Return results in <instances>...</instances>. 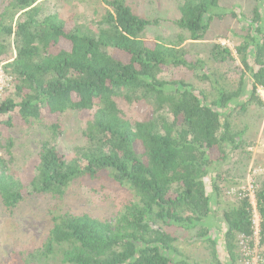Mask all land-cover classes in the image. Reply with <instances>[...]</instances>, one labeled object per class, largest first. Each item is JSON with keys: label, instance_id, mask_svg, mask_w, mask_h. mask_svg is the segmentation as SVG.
Wrapping results in <instances>:
<instances>
[{"label": "trees", "instance_id": "16d2710c", "mask_svg": "<svg viewBox=\"0 0 264 264\" xmlns=\"http://www.w3.org/2000/svg\"><path fill=\"white\" fill-rule=\"evenodd\" d=\"M37 1L7 0L1 14L0 62L13 84L0 103V132L48 120L58 134L62 117L80 111L87 120L86 142L67 159L54 143L42 141L31 175L19 174L11 158L0 156L1 202L11 210L31 195L63 196L84 179H108L133 192L110 219L55 215L37 257L43 264H200L197 258L210 247L212 264H224L220 251L233 262L241 236L254 244V205L236 193V203L222 212L224 234L217 235L212 193L221 191L218 166L242 141L233 115L247 112L251 102L263 103L257 89H264V0H257L237 47L244 68L239 86L223 85L215 99L193 82L162 74L197 66L179 45L205 40L212 23L228 15L220 0L183 2L177 25L189 35L176 45L146 37L157 20L140 16L126 0H104L110 8L90 25L44 14ZM211 56L234 59L220 43ZM248 77V98L238 101ZM121 99L147 103L152 113L132 118ZM255 199L263 243L264 184ZM11 264L30 262L14 256Z\"/></svg>", "mask_w": 264, "mask_h": 264}, {"label": "rangeland", "instance_id": "374dc122", "mask_svg": "<svg viewBox=\"0 0 264 264\" xmlns=\"http://www.w3.org/2000/svg\"><path fill=\"white\" fill-rule=\"evenodd\" d=\"M185 0H126V2L140 16L156 19L157 23L147 27L145 36L157 38L164 43L180 44L182 37H188V32L177 25L180 18V7ZM7 0H0V21L5 12ZM44 14L59 13L63 18L75 17L80 23L92 24L99 20L107 8L104 0H38ZM223 11L228 15L222 20H215L206 39L193 42L184 40L179 46H184L189 52L190 62L194 69L186 66L172 67L162 76L168 80L185 79L193 82L197 87L205 90L209 99L218 96L219 88L226 86L228 89H237L239 80L244 71L237 52V47L242 43V35L247 27V20L253 16L257 0H220ZM9 22L8 16L5 17ZM220 43L228 47L234 57L233 60L218 62L211 56L214 44ZM253 53V50L250 51ZM13 56L15 51L13 50ZM206 75L208 80L204 78ZM251 78L246 79V92L238 101H246ZM258 94L262 104L251 102L245 113L237 112L232 117L236 129L243 131L242 141L221 163L219 167L221 191L218 196L208 182L209 191L212 193L215 223L220 226L217 235H223L225 221L222 212L233 203H236V193L248 190L253 186L264 184V89L259 86ZM121 108L132 118L143 119L152 113L151 105L140 102L129 104L119 100ZM235 106L230 103V108ZM87 120L80 111H70L61 120V132L55 134L50 126V121L45 120L32 126H18L6 128L0 132V156L12 159V169L21 175L32 172V164L36 160L39 146L42 141L49 140L54 143L61 154L69 159L78 146L86 142L85 130ZM31 175V174H30ZM133 192L124 186L113 184L108 179H84L73 184L63 196L50 194L31 195L22 200L15 208L6 209L0 200V264H11L14 256L25 257L30 264H43L38 254L42 250L44 240L53 225V217L57 214L70 212L74 214L89 213L102 219H110L123 208L127 199ZM255 209V226L257 234L253 239V249L262 258L264 264V242L260 239V218L256 210L255 193L251 196ZM217 200V202H216ZM218 219V220H217ZM183 236L184 232H177ZM186 235V233H185ZM241 238V237H240ZM182 243H180L181 246ZM238 256L232 262L226 252L220 251L219 258L224 264H238L241 257L240 240L238 241ZM188 251V250H187ZM212 249L197 258L200 264H212ZM190 264H195L191 260Z\"/></svg>", "mask_w": 264, "mask_h": 264}, {"label": "built area", "instance_id": "2783aa9c", "mask_svg": "<svg viewBox=\"0 0 264 264\" xmlns=\"http://www.w3.org/2000/svg\"><path fill=\"white\" fill-rule=\"evenodd\" d=\"M13 84V76L8 74L5 71V62H0V103L3 101L8 89ZM248 190L253 193H248V191L244 190L239 191L238 194L240 196H249L254 195L253 186H249ZM252 199V198H251ZM257 229L255 226V234H257ZM255 238V237H254ZM250 240L241 236L240 238V247H241V257L239 259L238 264H262V258L256 254V249H253Z\"/></svg>", "mask_w": 264, "mask_h": 264}, {"label": "crops", "instance_id": "0c3cea01", "mask_svg": "<svg viewBox=\"0 0 264 264\" xmlns=\"http://www.w3.org/2000/svg\"><path fill=\"white\" fill-rule=\"evenodd\" d=\"M217 220H218V219H217ZM214 224H216V223H214ZM214 224H213V225H214Z\"/></svg>", "mask_w": 264, "mask_h": 264}]
</instances>
